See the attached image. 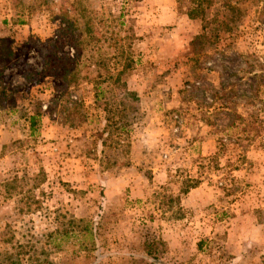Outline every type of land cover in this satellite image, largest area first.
I'll return each mask as SVG.
<instances>
[{
  "label": "rangeland",
  "instance_id": "rangeland-1",
  "mask_svg": "<svg viewBox=\"0 0 264 264\" xmlns=\"http://www.w3.org/2000/svg\"><path fill=\"white\" fill-rule=\"evenodd\" d=\"M203 4L0 0V264H264V0Z\"/></svg>",
  "mask_w": 264,
  "mask_h": 264
},
{
  "label": "trees",
  "instance_id": "trees-1",
  "mask_svg": "<svg viewBox=\"0 0 264 264\" xmlns=\"http://www.w3.org/2000/svg\"><path fill=\"white\" fill-rule=\"evenodd\" d=\"M191 2L193 3V6L189 7L186 10V15L188 18L194 19V18H202V14L204 13L203 9H204V4L202 5V3H206L207 0H191ZM17 23H22V20H20L19 18H17ZM131 65V59L128 57L127 60L125 62H123L121 68L119 70H117L116 74H115V80L119 81V75L126 69H128ZM100 92V90L98 91ZM125 93V92H124ZM125 94L133 97L135 96V93L133 91H127ZM97 94H95L96 96ZM29 119V135L33 136L35 129L37 128V125L39 123V114L35 113L32 114L28 117ZM121 119V117H120ZM122 128H124V124H122L119 128V131L121 132ZM197 181H191L185 188H183L181 190L182 193H186L188 188L194 187L196 186Z\"/></svg>",
  "mask_w": 264,
  "mask_h": 264
}]
</instances>
